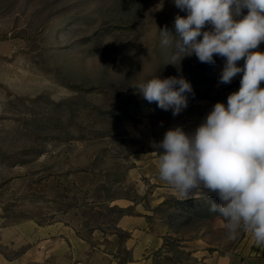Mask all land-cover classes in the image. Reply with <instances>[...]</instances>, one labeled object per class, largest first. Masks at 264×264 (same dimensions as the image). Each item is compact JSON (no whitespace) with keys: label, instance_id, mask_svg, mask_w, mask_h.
Wrapping results in <instances>:
<instances>
[{"label":"rangeland","instance_id":"1","mask_svg":"<svg viewBox=\"0 0 264 264\" xmlns=\"http://www.w3.org/2000/svg\"><path fill=\"white\" fill-rule=\"evenodd\" d=\"M176 15L187 13L173 0H0V264H37L9 260L22 249L6 251L2 234L13 229L109 228L121 214L111 203L135 196L134 169L158 155L164 133L193 131L239 90L219 82L222 57L201 63L193 53L168 64L176 38L162 45L159 30L174 35ZM154 75L190 82L179 115L131 87ZM205 204L194 199L189 213ZM191 223L221 226L222 258H252L250 235L229 241L219 215Z\"/></svg>","mask_w":264,"mask_h":264},{"label":"clouds","instance_id":"2","mask_svg":"<svg viewBox=\"0 0 264 264\" xmlns=\"http://www.w3.org/2000/svg\"><path fill=\"white\" fill-rule=\"evenodd\" d=\"M173 3L187 15H176L174 35L166 28L159 30L162 45L176 38L168 64L176 65L177 59L193 53L201 63L214 64V56H219L225 59L220 83L243 75L239 90L228 95L227 106L216 102L193 131L178 126L164 133L156 145L158 177L178 200L207 203L210 212L222 217L229 241L244 232L264 250V52L252 51L264 42V0ZM206 26L210 30H203ZM241 59L244 65L238 67ZM131 87L174 117L188 107L184 93L192 91L183 76L154 75Z\"/></svg>","mask_w":264,"mask_h":264},{"label":"crops","instance_id":"3","mask_svg":"<svg viewBox=\"0 0 264 264\" xmlns=\"http://www.w3.org/2000/svg\"><path fill=\"white\" fill-rule=\"evenodd\" d=\"M243 65V59L237 62L238 67ZM242 75L232 80L238 82L239 88ZM156 159L153 153L135 167V196L111 203L110 207L117 203L121 214L109 228L105 225L100 230L84 232L56 223L13 229L2 234L6 251H18L17 242L22 249L19 256L9 260H34L37 264H264V250L255 246L251 237L246 242L252 250L250 260L222 258L216 247L221 226L191 223L195 218L188 205L194 199H177L159 179ZM210 247H214L212 251Z\"/></svg>","mask_w":264,"mask_h":264},{"label":"trees","instance_id":"4","mask_svg":"<svg viewBox=\"0 0 264 264\" xmlns=\"http://www.w3.org/2000/svg\"><path fill=\"white\" fill-rule=\"evenodd\" d=\"M139 1H145V0H139ZM257 49L264 50V42H262ZM221 57L214 56L215 61ZM190 215L194 218H210L212 216H218L217 213H212L209 211V205L205 204L204 207L198 208V210H195L193 212H190Z\"/></svg>","mask_w":264,"mask_h":264},{"label":"built area","instance_id":"5","mask_svg":"<svg viewBox=\"0 0 264 264\" xmlns=\"http://www.w3.org/2000/svg\"><path fill=\"white\" fill-rule=\"evenodd\" d=\"M211 198H212V200H214V199H216L217 197H216L215 195H213Z\"/></svg>","mask_w":264,"mask_h":264}]
</instances>
